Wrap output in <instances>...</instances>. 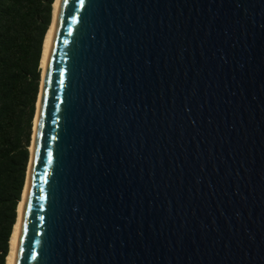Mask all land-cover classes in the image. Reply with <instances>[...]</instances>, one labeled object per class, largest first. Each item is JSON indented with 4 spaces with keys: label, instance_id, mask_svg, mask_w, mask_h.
<instances>
[{
    "label": "water",
    "instance_id": "water-1",
    "mask_svg": "<svg viewBox=\"0 0 264 264\" xmlns=\"http://www.w3.org/2000/svg\"><path fill=\"white\" fill-rule=\"evenodd\" d=\"M40 93L15 264H264V0H62Z\"/></svg>",
    "mask_w": 264,
    "mask_h": 264
},
{
    "label": "trees",
    "instance_id": "trees-1",
    "mask_svg": "<svg viewBox=\"0 0 264 264\" xmlns=\"http://www.w3.org/2000/svg\"><path fill=\"white\" fill-rule=\"evenodd\" d=\"M55 1L0 0V264L9 255L26 185Z\"/></svg>",
    "mask_w": 264,
    "mask_h": 264
},
{
    "label": "bare ground",
    "instance_id": "bare-ground-1",
    "mask_svg": "<svg viewBox=\"0 0 264 264\" xmlns=\"http://www.w3.org/2000/svg\"><path fill=\"white\" fill-rule=\"evenodd\" d=\"M61 2H62V0H56L54 3L52 24H51V27H50L47 35H46L44 45H43V53H42V59H41L42 82L44 81V78H45V73H46V68H47V63H48V57H49L52 37L54 34V30H55V26H56L58 14H59ZM41 95H42V93H40V96L38 99L37 113H36L35 120H34V136L32 139V145L30 147L32 154L34 152V144H35V137H36V131H37L38 118H39ZM28 182H29V180L26 182V186L24 188L22 200L18 206V218H17V222H16V225L14 227V230H13V233L11 236L10 251H9V255L7 257L6 264H15L18 235H19V229H20V224H21V219H22V214H23V208H24V203H25L27 189H28Z\"/></svg>",
    "mask_w": 264,
    "mask_h": 264
}]
</instances>
